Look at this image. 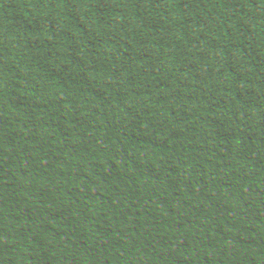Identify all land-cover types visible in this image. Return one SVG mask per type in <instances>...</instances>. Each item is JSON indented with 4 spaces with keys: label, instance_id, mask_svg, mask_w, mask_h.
I'll list each match as a JSON object with an SVG mask.
<instances>
[{
    "label": "trees",
    "instance_id": "obj_1",
    "mask_svg": "<svg viewBox=\"0 0 264 264\" xmlns=\"http://www.w3.org/2000/svg\"><path fill=\"white\" fill-rule=\"evenodd\" d=\"M0 264H264V0H0Z\"/></svg>",
    "mask_w": 264,
    "mask_h": 264
}]
</instances>
